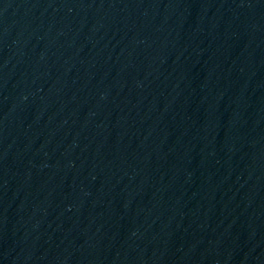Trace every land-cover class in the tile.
<instances>
[{
  "label": "water",
  "instance_id": "95a60500",
  "mask_svg": "<svg viewBox=\"0 0 264 264\" xmlns=\"http://www.w3.org/2000/svg\"><path fill=\"white\" fill-rule=\"evenodd\" d=\"M195 264H264V0H88Z\"/></svg>",
  "mask_w": 264,
  "mask_h": 264
}]
</instances>
